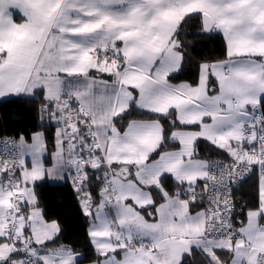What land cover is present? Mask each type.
Here are the masks:
<instances>
[{
    "label": "snow or ice",
    "instance_id": "1",
    "mask_svg": "<svg viewBox=\"0 0 264 264\" xmlns=\"http://www.w3.org/2000/svg\"><path fill=\"white\" fill-rule=\"evenodd\" d=\"M11 96L55 133L0 141V264H264V0H0ZM65 183L84 251L42 204Z\"/></svg>",
    "mask_w": 264,
    "mask_h": 264
},
{
    "label": "trees",
    "instance_id": "2",
    "mask_svg": "<svg viewBox=\"0 0 264 264\" xmlns=\"http://www.w3.org/2000/svg\"><path fill=\"white\" fill-rule=\"evenodd\" d=\"M195 22H192V27L189 31H193ZM195 60L188 65L181 80L194 79L197 73L196 64L199 62H215L224 58V43L220 36L211 38H202L197 41V47L193 53ZM39 99V97H38ZM39 103L30 99L20 97L11 98L0 102V137L15 136L19 138L24 136L30 138L38 130H44L48 141L51 144L54 139L55 127L48 126L41 119L39 111ZM44 121V122H43ZM202 153H210L213 157L216 153L212 152L210 146L206 142L200 143ZM257 178H253L245 183L236 194L238 203L249 204L256 196ZM43 197L42 204L48 215L57 219L64 229L65 243H71L81 251H84V246L87 243L86 237V220L80 214L75 193L70 184L60 186L45 185L42 189Z\"/></svg>",
    "mask_w": 264,
    "mask_h": 264
},
{
    "label": "built area",
    "instance_id": "3",
    "mask_svg": "<svg viewBox=\"0 0 264 264\" xmlns=\"http://www.w3.org/2000/svg\"><path fill=\"white\" fill-rule=\"evenodd\" d=\"M46 120H47V117L44 118V121H46ZM47 125H48V126H54V127H55L54 122H51V121H48V122H47ZM13 138L18 139V138L15 137V136L7 135V136H2V137H0V141H7V140H11V139H13ZM2 148H3V144H0V149H2ZM235 199H236V197H235Z\"/></svg>",
    "mask_w": 264,
    "mask_h": 264
},
{
    "label": "crops",
    "instance_id": "4",
    "mask_svg": "<svg viewBox=\"0 0 264 264\" xmlns=\"http://www.w3.org/2000/svg\"><path fill=\"white\" fill-rule=\"evenodd\" d=\"M17 22H19V17H17ZM11 98H16V97L15 96H11V97H7V98H0V102L1 101H5V100H8V99H11ZM42 125H45V123H42Z\"/></svg>",
    "mask_w": 264,
    "mask_h": 264
},
{
    "label": "rangeland",
    "instance_id": "5",
    "mask_svg": "<svg viewBox=\"0 0 264 264\" xmlns=\"http://www.w3.org/2000/svg\"><path fill=\"white\" fill-rule=\"evenodd\" d=\"M44 131V130H43Z\"/></svg>",
    "mask_w": 264,
    "mask_h": 264
}]
</instances>
